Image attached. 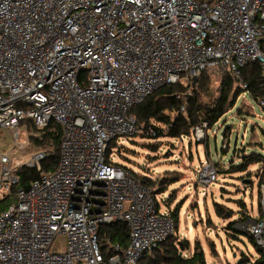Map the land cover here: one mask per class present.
Instances as JSON below:
<instances>
[{"label": "built area", "instance_id": "obj_1", "mask_svg": "<svg viewBox=\"0 0 264 264\" xmlns=\"http://www.w3.org/2000/svg\"><path fill=\"white\" fill-rule=\"evenodd\" d=\"M254 63L264 109V0H0V132L25 146L26 121L61 129L53 171H42L39 149L16 166L0 154V192L16 196L0 209V264H141L177 236L171 210L157 208L114 149L145 134L131 111L159 89L213 69L246 89ZM22 166L39 172L27 189ZM196 172L204 186L219 179L209 161ZM112 224L126 226L127 247L101 246L99 230ZM245 230L261 252L239 264H264V213Z\"/></svg>", "mask_w": 264, "mask_h": 264}, {"label": "rangeland", "instance_id": "obj_2", "mask_svg": "<svg viewBox=\"0 0 264 264\" xmlns=\"http://www.w3.org/2000/svg\"><path fill=\"white\" fill-rule=\"evenodd\" d=\"M207 73L210 91L202 96L201 101L209 105L218 96L223 76L214 69ZM185 94L193 95L190 89ZM25 129L23 125L21 130ZM27 134L25 136L21 133V142L27 140L28 144L17 146L14 134L0 132V154H10L15 166L29 161L33 153L37 152ZM203 135L204 138L199 141L192 137L185 141L163 139L154 142L143 136L132 137L124 142L120 140L121 146L114 149L115 158L121 166L139 176L145 175L156 180V185L162 180L170 181L165 191L156 197V201L161 211L183 206L176 239L181 243L187 241L190 246L187 251L183 246V256L188 252L190 257L198 245L205 252L206 260L212 264H239L243 258L256 260L260 252L245 235L247 223L235 226L236 232L228 226L230 222L241 218V202L246 205L251 217L258 218L264 213V204H259V196H264V163L251 165L245 173L220 171L229 170L232 160L234 165L241 164L244 156L258 154L264 159V109L260 103L243 94L236 107L213 129L204 130ZM149 144L157 145V152L146 149ZM204 161L213 163L219 170L218 181L209 186L198 182L196 171ZM248 173H252L247 178L249 181L243 182L242 177ZM13 192L16 193V188ZM0 198H4L0 201L1 210L16 202L9 191H1ZM215 203L232 209L234 217L230 220L219 218ZM104 243L101 240V246ZM234 254L237 256L233 257Z\"/></svg>", "mask_w": 264, "mask_h": 264}, {"label": "trees", "instance_id": "obj_3", "mask_svg": "<svg viewBox=\"0 0 264 264\" xmlns=\"http://www.w3.org/2000/svg\"><path fill=\"white\" fill-rule=\"evenodd\" d=\"M243 76L247 85L246 89L242 88L230 74L224 75L220 83L218 96L209 105L201 101L202 96L210 91V79L206 72L200 77L195 88H193L192 84L177 83L175 85H167L149 96L142 104L134 107L131 113L136 117L138 123L144 126L145 134L143 138L148 141L160 142L163 139L176 140L181 139L183 136L189 137L192 136L197 128L210 130L217 126L221 119L236 107L238 99L243 94H247L249 98L260 103L263 96V80L259 64L254 63L247 66L243 70ZM189 89L192 90V96L185 94ZM26 125L33 147L46 153V157L41 161L42 171L50 172L55 170L59 161L61 129L54 123L43 131L38 130L30 121H26ZM112 146H115V144L113 143ZM145 148L153 153L158 150L155 144H149ZM230 162L232 165L229 170L223 169L220 171L221 173L232 171L245 173L248 172L251 165L264 163V159L261 155L252 154L244 156L242 163L239 165H234L233 160ZM16 174L20 179L19 185L26 189L39 177V172L36 168L27 166L18 168ZM133 174L143 186L153 190L155 200L170 184V181L162 180L156 185L157 181L154 180L156 181L154 182L150 177L139 176L135 172ZM251 174L248 173L247 176L242 177V181H249L247 178H250ZM161 185H164V187H161ZM262 198L264 196H259V204ZM240 205L242 207L241 218L230 222L228 226L234 232H236L235 226L239 227V224H245L252 220V217L247 212L246 205L243 202ZM182 207L178 205L176 208L171 209V215L176 224V231ZM157 208H159L158 205ZM215 211L217 216L224 220H230L234 217V211L222 204L215 203ZM99 234L101 240L109 239L112 244H120L123 247L128 246L129 233L126 226L122 224L102 226ZM245 235L258 248L254 239L248 233ZM176 239L177 236H173L162 243L158 249L153 251L151 256H146L141 264H205V252L198 245L193 250L191 258L186 259L180 256V242ZM182 246H184L185 251L190 248L187 241L183 242ZM258 251L261 252L259 248ZM244 259L246 258L242 260Z\"/></svg>", "mask_w": 264, "mask_h": 264}, {"label": "water", "instance_id": "obj_4", "mask_svg": "<svg viewBox=\"0 0 264 264\" xmlns=\"http://www.w3.org/2000/svg\"><path fill=\"white\" fill-rule=\"evenodd\" d=\"M198 82H199L198 78H194L193 79V83H192L193 88H195L197 86ZM179 247L181 248L180 249V256H182V254H183V246H182L181 242L179 243ZM236 256H237L236 254L233 255V257H236Z\"/></svg>", "mask_w": 264, "mask_h": 264}]
</instances>
